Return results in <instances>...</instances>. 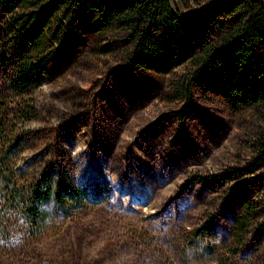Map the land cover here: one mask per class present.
Instances as JSON below:
<instances>
[{
  "label": "rangeland",
  "instance_id": "rangeland-1",
  "mask_svg": "<svg viewBox=\"0 0 264 264\" xmlns=\"http://www.w3.org/2000/svg\"><path fill=\"white\" fill-rule=\"evenodd\" d=\"M7 39L0 26V264H264V159L249 111L193 85L177 97L181 66L130 69L124 38L80 19L36 86L15 93ZM44 192L35 230L20 201Z\"/></svg>",
  "mask_w": 264,
  "mask_h": 264
},
{
  "label": "trees",
  "instance_id": "trees-1",
  "mask_svg": "<svg viewBox=\"0 0 264 264\" xmlns=\"http://www.w3.org/2000/svg\"><path fill=\"white\" fill-rule=\"evenodd\" d=\"M184 1L0 0V26L13 49L9 86L22 95L34 88L54 58L58 36L80 19L104 38L119 33L130 69L166 74L181 66L173 86L177 97L187 100L193 85L219 96L232 112L249 111L259 124L255 151L264 159V0H208L183 14ZM55 186L60 194L62 180L57 178ZM35 197L27 193L20 202L23 220L37 230L39 204L48 194Z\"/></svg>",
  "mask_w": 264,
  "mask_h": 264
}]
</instances>
